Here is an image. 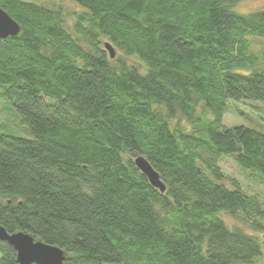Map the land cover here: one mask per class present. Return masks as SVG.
<instances>
[{"label":"trees","instance_id":"trees-1","mask_svg":"<svg viewBox=\"0 0 264 264\" xmlns=\"http://www.w3.org/2000/svg\"><path fill=\"white\" fill-rule=\"evenodd\" d=\"M72 1L87 11L0 0L21 26L0 39V98L33 136L0 125V225L62 248L63 264H256L264 203L228 188L216 161L264 179V133L223 123L230 101L264 102V9ZM0 264H19L1 240Z\"/></svg>","mask_w":264,"mask_h":264},{"label":"rangeland","instance_id":"rangeland-1","mask_svg":"<svg viewBox=\"0 0 264 264\" xmlns=\"http://www.w3.org/2000/svg\"><path fill=\"white\" fill-rule=\"evenodd\" d=\"M37 4L45 5H61L69 12H86L87 9L72 0H23ZM264 9V0H243L240 2L235 11L238 13H250L257 10ZM69 25L73 21L70 19ZM255 41V39H252ZM116 52H118L116 50ZM178 121L173 120L172 124L175 125ZM185 123V121L183 122ZM223 123L226 126H247L264 133V102L261 101H230L229 107L223 116ZM0 125H5V131L16 136L33 138L29 129L22 122V118L17 111V108L10 104L8 101L0 98ZM207 159V157H204ZM203 165L205 166L204 162ZM216 165L224 174L226 180L225 185L228 188H235L234 183L238 185L248 194L257 195L261 202L264 203V179L259 172L251 171L240 167L232 156H219L217 157ZM220 217L232 227H243L248 230L247 226H243L231 215L222 212ZM253 235L258 236L262 243L264 232H252ZM256 264H264V253Z\"/></svg>","mask_w":264,"mask_h":264},{"label":"water","instance_id":"water-1","mask_svg":"<svg viewBox=\"0 0 264 264\" xmlns=\"http://www.w3.org/2000/svg\"><path fill=\"white\" fill-rule=\"evenodd\" d=\"M21 26L9 13L0 6V39H7L17 36ZM111 57L115 56V50L111 44H106ZM135 165L148 178L150 184L159 189L162 193L166 191V184L161 180L159 172L152 166L150 161L138 154H133ZM0 240L7 242L17 253L19 264H63L66 260L65 251L56 246L36 239L26 232L9 233L0 225ZM264 245V237H263Z\"/></svg>","mask_w":264,"mask_h":264}]
</instances>
